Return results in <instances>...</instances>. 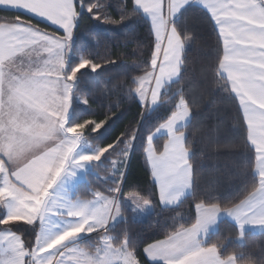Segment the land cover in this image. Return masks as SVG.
Wrapping results in <instances>:
<instances>
[{"label": "trees", "instance_id": "16d2710c", "mask_svg": "<svg viewBox=\"0 0 264 264\" xmlns=\"http://www.w3.org/2000/svg\"><path fill=\"white\" fill-rule=\"evenodd\" d=\"M96 2L83 0L81 4L77 0L78 15L65 71L77 67L83 58L97 67L95 71L90 66L76 70L67 125L80 127L90 145L105 151L98 161L91 163L85 179L77 183L74 196L90 199L94 192L113 196L120 187L122 219L90 235L80 245L93 251L99 244L98 236L105 232L115 247L127 240L128 250L135 253L139 264H159L146 259L145 246L180 227L191 226L198 202L215 203L221 208L238 202L246 186L250 188L254 183L253 153L248 147L239 102L220 70L223 57L220 36L203 8L188 4L171 20L184 45L178 74L161 90L158 103L145 108L135 89L136 79L153 69L155 41L150 21L134 6L133 0H100L103 15L115 20L124 16L120 23H105L86 10V5ZM18 19L55 30L23 12L0 8V24ZM180 101L189 111V120L182 131L191 166V190L178 204L163 207L155 192L145 151L149 137L170 118ZM165 140V135L152 139L156 153L162 151ZM115 160L119 161L113 169L111 164ZM134 193L150 203L151 209L140 218H133L131 209L122 202L126 194ZM3 212L0 205V219ZM0 227L19 234L28 248L33 246L38 227L35 224L13 221ZM202 245L215 247L221 258H232L236 264H264V233L247 230L240 234L225 219L202 239Z\"/></svg>", "mask_w": 264, "mask_h": 264}, {"label": "rangeland", "instance_id": "374dc122", "mask_svg": "<svg viewBox=\"0 0 264 264\" xmlns=\"http://www.w3.org/2000/svg\"><path fill=\"white\" fill-rule=\"evenodd\" d=\"M258 2L264 9V0H258ZM148 10L152 24H160V26L163 24L167 27L166 17L163 18L162 0H150ZM53 37L59 42L64 41L61 54L60 49L48 51L45 60L47 62L52 58V61L44 63L42 68L34 65V68H37L34 78L19 77L17 79L12 75L14 77L10 79L6 97L8 112L4 119L5 123L10 124L0 128V174H2L0 179L6 180L3 186H10L4 192L8 198L7 201L16 202L12 215L29 226L34 224L38 226L35 241L38 236L41 238V243L47 239V243L36 255H42L48 249L58 248L66 243V247L60 248L50 259L49 264H58V261L70 258L69 253L72 249H78L79 254H82V260L87 261L88 264H107L109 260L121 258L124 252H131L128 247L125 248L124 242L120 246H113L110 236L105 232L98 236L99 244L93 251L80 245V242L96 232L112 227L122 219L121 205L118 200L119 191H116L113 196L94 192L90 199L74 196L77 183L85 179V173L90 170L91 163L98 161L105 149L90 145L84 139L80 127L67 125L71 114L75 72L78 68L87 66L81 61L77 67L66 72L65 68L71 54L70 48L68 50L66 46V36L54 34ZM158 53L159 51L153 55L152 71L136 79L135 94L141 102L150 82V92L153 90V95L162 83L161 77L157 78L156 75L159 67L156 63ZM89 66L91 68V65ZM171 67L175 68L174 65ZM157 103L158 101L153 106ZM180 105L178 103L174 118L162 124L149 137L148 147L150 148L146 151L151 156L158 157L150 153L153 147L151 141L155 136L169 135L172 144L171 130L186 113H184L185 106L180 107ZM45 156L53 158L49 159L42 169H36L43 177L41 181L43 190L39 193L38 202L35 197L23 188L17 187L12 179H9V172L15 179L27 184V180L18 173L26 172L33 167L37 159H43ZM117 161L119 160L112 162L113 169L116 168ZM28 187L32 185L29 184ZM18 193L22 195H17ZM122 202L123 206L131 209L133 218H140L147 212L145 209L147 206H144L145 201L137 195L134 198L133 194H126ZM41 213L46 216L31 225ZM23 243L28 248L24 240ZM73 255L77 254L73 253Z\"/></svg>", "mask_w": 264, "mask_h": 264}, {"label": "crops", "instance_id": "0c3cea01", "mask_svg": "<svg viewBox=\"0 0 264 264\" xmlns=\"http://www.w3.org/2000/svg\"><path fill=\"white\" fill-rule=\"evenodd\" d=\"M162 1L164 5L163 18L166 17L167 27L163 24L160 26V24L154 25L150 22L153 35L155 33V35L159 37V40L155 41V43L158 42L160 44L158 61L156 62L159 67L156 71V75L157 78L161 77L162 83L156 89L157 91L155 90V95H153V90L150 92L151 82L148 84V87L146 88V91L143 95V102L139 100L142 105L145 108H150L153 106L158 101L162 88L176 79L184 45L175 30L172 28L170 22L185 6L193 3L203 8L209 14L220 36L223 49L220 70L222 74L227 77L232 91L239 102V105L245 104L264 110V105H262L260 100L253 96L249 91V89H260L262 86H264V9L258 0ZM43 2L44 0H0V8L20 11L27 15L29 12H36L37 15H44L45 13L42 12L39 7H37ZM137 3L141 5V9H138L148 18V16L145 14V11L142 9H145V6H147L146 9L148 10L150 0H137ZM70 12V7L65 9V15H69ZM31 17L37 20L35 16ZM39 21L48 24L55 30L40 28L33 25L28 20L22 19H18L12 23L0 24V29L10 30L9 39L12 41V43L8 45V48L11 49L10 51L0 49V128L5 127V124H10L9 122H4L5 116L8 112L6 97L7 92L9 91L8 87L10 79H12L14 76L17 79H19V77L34 78L33 76L37 71V68H34V65H39L42 68L44 63L49 62V60L52 61V58L47 62L45 60L46 55H48V51H58L60 49L61 54L62 50L64 49V46H62L59 41L53 37L54 34H57L58 36H64L65 34L63 31L57 29L56 26H53L44 20ZM2 34H4V32H0V35ZM72 37L73 32L70 43L72 42ZM171 65H174L175 68L171 67ZM179 104H181L180 107L185 106L183 102ZM176 112L177 109L168 120L173 119ZM184 113V118L180 122L178 121V124L173 126L171 135H173L172 141H176L180 148L185 153H188L184 147V132L182 131V128L189 120V111L188 109H185V107ZM243 119L246 123L245 117H243ZM168 120L166 122H168ZM166 122L162 124H165ZM248 123L251 125L252 122ZM160 126L158 128H160ZM157 129L155 131H157ZM160 135L166 136L162 151L166 147H174V145L170 143L171 140L169 135ZM148 146L149 141L146 146V150H149L150 147ZM88 149L90 148L88 147ZM162 151L160 153H156L153 147L150 149V153L152 155L156 154L158 156L157 158H159V156L162 154ZM149 167L150 166H148V168ZM3 180L6 182L5 178H3ZM3 185L4 183L0 185V205L4 211L3 217L5 216V219L1 220L0 224L8 223L11 220L21 221L17 220V218H15V216L12 214H7L8 209L4 207V201H7L8 198L5 196L4 192L5 190H8L10 186ZM189 192L190 191H186L180 198V201L185 195L189 194ZM159 203L163 207L176 205V203H173V205L162 204L160 199ZM145 209L148 212L151 208L150 206H147ZM222 219L234 224L240 234L247 230L264 233V223H244L241 228L237 225L233 218L227 216L221 211L215 221L206 225L205 231H201L197 239L202 242V239L207 234L213 232L217 228L216 226H218L219 221ZM3 229V227H0V230ZM144 249L143 253L150 263H159V261L149 260L148 256L144 252ZM200 250L215 257L217 264H236L232 258H221L219 256L218 250L215 247L203 246Z\"/></svg>", "mask_w": 264, "mask_h": 264}, {"label": "snow or ice", "instance_id": "6c2138e0", "mask_svg": "<svg viewBox=\"0 0 264 264\" xmlns=\"http://www.w3.org/2000/svg\"><path fill=\"white\" fill-rule=\"evenodd\" d=\"M79 3L82 4L83 0H79ZM133 4L135 7L141 9V5L137 3V0H133ZM76 5L77 0H44L42 4L37 6L45 13L44 15H37L36 12H29L28 15L35 16L37 20H44L56 26L57 29L62 30L66 36V46L69 50L74 21L78 15ZM69 7L71 8V12L69 15H65V9ZM146 7L142 10L151 19V14L146 11ZM101 9L102 4L100 0L86 5V10L93 14V18L100 19L105 23L117 24L124 19V16H121L120 20L107 17L102 14ZM0 32H4V34L0 35V49L10 51L11 49L8 48V45L12 43L9 39L10 30L0 29ZM153 36L154 41L159 40V37L155 33ZM59 43L62 46L64 45V41H60ZM159 48L160 44L158 42L154 43V55L159 51ZM82 62L85 66L91 65L93 71L96 70L97 65L86 58H83ZM249 91L264 105V86L260 89H249ZM239 110L246 119V139L248 140V147L253 153V157H251V161L254 164L252 173L254 176L253 185L250 188L246 186L245 194L238 202L223 208L215 203L210 205H206L202 201L196 203V218L191 226L187 228L180 227L173 232L167 233L164 239L157 240L145 247L144 252L149 260L159 261V264H217L215 257L200 250L203 245L197 237L201 231H205L208 223L217 219L221 211L233 218L241 228L244 223H264V110L245 104H241ZM248 122H252L251 125ZM172 144L174 147H166L159 158L151 156L146 151V160L150 166L156 195H158L160 202L166 205L177 204L184 193L191 190V166L187 163L189 154L185 153L176 141H173ZM51 158L53 157L45 156L43 159H37L32 168H29L26 172L18 173V175H22L27 180V184L15 179L11 172H9V179H12L17 187L23 188L24 191L35 197L39 202V193L43 190L41 183L43 177L36 169H42ZM122 176L123 173L121 174V179ZM121 179L119 184L121 183ZM3 183L5 181L0 179V185ZM29 184L32 187H28ZM119 188L116 191H119ZM17 195H22V193H18ZM135 196L136 194L134 193L133 197L135 198ZM137 204H139V201H137ZM144 206H150V203L145 201ZM4 207L8 209L7 214L11 215L16 208V202L12 201L9 203L8 201H4ZM45 216L41 213L32 221L31 225L37 221H41ZM4 219L5 216L0 220ZM46 243L47 239L41 243V238L38 236L33 246L26 248L20 235L13 233L10 228H4L0 230V264H49L50 259L59 249L66 247V243H64L58 248L48 249L42 255H36L39 249ZM127 244L128 242L125 240V248H127ZM73 253L77 255H73ZM69 257L58 261V264H88L87 261L82 260V254H79L78 249L70 250ZM107 264H139V261L136 259L135 253L131 251L124 252L121 258L109 260Z\"/></svg>", "mask_w": 264, "mask_h": 264}]
</instances>
